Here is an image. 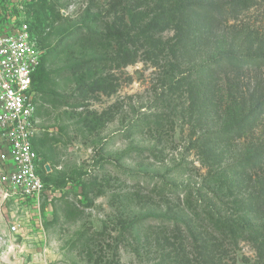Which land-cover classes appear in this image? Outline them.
Segmentation results:
<instances>
[{
  "label": "rangeland",
  "instance_id": "rangeland-1",
  "mask_svg": "<svg viewBox=\"0 0 264 264\" xmlns=\"http://www.w3.org/2000/svg\"><path fill=\"white\" fill-rule=\"evenodd\" d=\"M140 1L0 0V33L24 23L50 47L67 35L44 67L77 66L75 81L51 74L57 98L52 83L38 94L34 147L49 170L38 199H0V264H264V229L213 225L264 227V65L222 60L264 44V0L235 14L213 6L204 30L189 8L204 35L186 39L183 24L181 41L170 18L142 29L159 10ZM43 12L54 27L39 26ZM104 29L124 36L72 42Z\"/></svg>",
  "mask_w": 264,
  "mask_h": 264
},
{
  "label": "built area",
  "instance_id": "built-area-1",
  "mask_svg": "<svg viewBox=\"0 0 264 264\" xmlns=\"http://www.w3.org/2000/svg\"><path fill=\"white\" fill-rule=\"evenodd\" d=\"M42 50L27 24L0 33V199H38L45 187L34 147L37 98L33 75ZM17 226L12 224L11 231Z\"/></svg>",
  "mask_w": 264,
  "mask_h": 264
},
{
  "label": "trees",
  "instance_id": "trees-1",
  "mask_svg": "<svg viewBox=\"0 0 264 264\" xmlns=\"http://www.w3.org/2000/svg\"><path fill=\"white\" fill-rule=\"evenodd\" d=\"M140 1V0H139ZM142 1V2H141ZM140 1L141 3L144 4V0ZM256 0H223L221 3L216 4L212 1H209L210 3H204L202 0H170V3L168 0L166 1L167 3H164L162 0H153V4L155 7L158 8L159 11H153L152 17L149 18L147 22H144L141 25L142 29H145L149 27L150 24H152V28L155 30L156 27L161 24V18H164L165 20H168V18L172 19L174 22V28L177 32V38L179 41H181L186 35L184 32V29L181 27L183 24L186 26L190 24L189 29L187 30L188 32V37L186 39H194V34L197 35V33H200V37L204 35L202 32H197V24L196 27L194 28V25L190 21V19H187L185 17L186 10L191 8L192 11H200L199 16L197 17V23L201 22L203 20V24L201 25V30H204V24L207 19V24L206 27H211L214 26L215 21H214V16L212 12L213 6H220L225 8V10L228 12H231L232 14H235L241 9H245L249 7L251 4H253ZM171 6L170 11H163V9L168 8L169 5ZM153 8V7H152ZM201 10L203 12H201ZM108 12V11H105ZM148 11H137L138 14H146ZM175 13H177L175 15ZM136 14V11H130V18L131 22L132 19H134ZM185 14V15H184ZM102 17V13L100 14H92L90 16V22L96 24L97 22H100V19ZM56 17H52V19H49V15L46 12H43L40 15L39 18V26L45 27V28H52L54 27V22L56 21ZM139 20V17H138ZM155 24V25H154ZM140 25V23H139ZM191 29V30H190ZM158 30V29H157ZM155 30V31H157ZM30 33L33 35V31L30 30ZM144 32V31H143ZM38 37L35 38L36 43L40 50H42V56H41V62L39 67L37 68L36 72L33 75V87L36 89L37 85H34L35 83L41 82L42 87L38 91L39 93L45 92V90L49 87L47 86L48 83H52L53 88H51L52 93H49V97L52 98H57L58 94L55 92V85L52 82L51 79V74L54 73L57 76L64 77L68 81H75L76 75H77V66H69V67H60L54 71L50 70H45V63L48 62V56H53L59 57L63 52L67 51L66 48L70 46V43L68 44H63L61 45V48L58 49V44L62 43L63 40L66 38L67 35L61 36L58 40V43L54 47H50V43H48V38L50 37V34L47 33V35H44L43 32L37 33ZM124 32L119 29H104L101 31H91L87 30V33H82L80 32L78 35L72 37L73 40L72 42H87L90 43L93 48H98V47H104L107 42L112 40V39H118L119 37H123ZM177 41V39H176ZM42 45V46H41ZM44 48H47L46 51L44 52ZM50 59V58H49ZM222 60L229 61L233 63L234 65H245V64H257V65H264V44L259 45L258 47H253L251 43L244 45V46H239L236 51H233L232 53H228L223 57ZM133 62V61H131ZM130 63V62H129ZM216 63V60L212 59L210 61H207L205 64H214ZM55 83V81H54ZM37 91V90H36ZM48 96V95H47ZM53 104H55L52 101ZM60 104H67V101L65 98H60L59 100ZM41 164H45L43 159L41 160ZM40 172L43 177V173H45V168H40ZM44 180V179H43ZM45 182V181H44ZM157 221V225L163 224L164 220H166V216L164 215H157L154 219V221ZM217 222L214 223L213 225L216 227L217 230H228L235 236L237 233L238 234H244L246 233L247 238L248 234L251 235V231L253 230L255 233L261 229H264L263 226H243V225H238L234 224L233 226H230L229 222L231 220L228 219H222L218 218L216 220ZM232 241H235V238L231 239Z\"/></svg>",
  "mask_w": 264,
  "mask_h": 264
},
{
  "label": "crops",
  "instance_id": "crops-1",
  "mask_svg": "<svg viewBox=\"0 0 264 264\" xmlns=\"http://www.w3.org/2000/svg\"><path fill=\"white\" fill-rule=\"evenodd\" d=\"M34 90L36 92L37 106H38V109H36V112H38V110H39V105H38V94H39V92H37L35 88H34Z\"/></svg>",
  "mask_w": 264,
  "mask_h": 264
},
{
  "label": "water",
  "instance_id": "water-1",
  "mask_svg": "<svg viewBox=\"0 0 264 264\" xmlns=\"http://www.w3.org/2000/svg\"><path fill=\"white\" fill-rule=\"evenodd\" d=\"M45 169L46 170H49V165H45Z\"/></svg>",
  "mask_w": 264,
  "mask_h": 264
}]
</instances>
